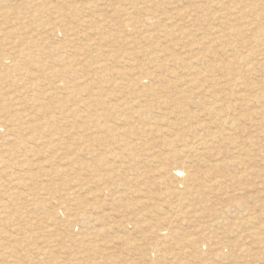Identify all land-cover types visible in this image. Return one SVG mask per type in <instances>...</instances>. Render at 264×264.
Segmentation results:
<instances>
[{
    "label": "rangeland",
    "instance_id": "374dc122",
    "mask_svg": "<svg viewBox=\"0 0 264 264\" xmlns=\"http://www.w3.org/2000/svg\"><path fill=\"white\" fill-rule=\"evenodd\" d=\"M218 1L0 0V264H264V46Z\"/></svg>",
    "mask_w": 264,
    "mask_h": 264
},
{
    "label": "bare ground",
    "instance_id": "6f19581e",
    "mask_svg": "<svg viewBox=\"0 0 264 264\" xmlns=\"http://www.w3.org/2000/svg\"><path fill=\"white\" fill-rule=\"evenodd\" d=\"M220 1V0H219ZM218 1V2H219ZM249 2L248 3H241V2H239V1H237V0H228V2H230V3H227V4H225V0H222V2L221 3H218V5H223V7L221 8L222 10L221 11H219V13H215L214 15H216V16H218V18H220V19H223V21L224 20H226V19H228V21H229V24H228V27H227V29L229 30V31H231V33L230 34H228L229 36H233V37H235V39H236V36L238 35V36H241L242 35V37L243 38H241L242 39V45H243V47H250L249 48V52L247 53V54H238L237 56H235V58L237 59V60H239V61H246V60H248V59H251V58H255L256 57V55L258 54V52H257V50H253V48L254 47H256V46H264V0H248ZM216 2V0H211V3H215ZM243 2V1H242ZM206 3H208V2H206ZM216 3V4H217ZM141 4V3H140ZM139 5V4H138ZM208 5V4H207ZM151 6V5H150ZM201 6V5H200ZM202 7V6H201ZM124 8V7H123ZM142 8V7H141ZM215 8V7H214ZM65 9V8H64ZM149 9V8H148ZM210 9V8H209ZM139 10V9H138ZM61 11H63L62 9H61ZM123 11V10H122ZM144 11V10H143ZM208 11V10H207ZM62 13V12H61ZM104 13V12H103ZM202 14V13H201ZM144 15V14H143ZM193 15V14H192ZM209 15V14H208ZM237 15L238 16H240V18H238L237 17ZM57 16V15H56ZM248 16H250V19H249V17ZM205 17V16H204ZM209 17V16H208ZM210 17H211V15H210ZM73 18V17H72ZM76 18V17H75ZM88 18V17H87ZM195 18V17H194ZM65 21V20H64ZM200 21V20H199ZM203 22H204V20H202ZM206 22V21H205ZM209 22V21H208ZM207 22V23H208ZM198 23H201V22H198ZM225 24V23H224ZM204 25H206L205 23H204ZM77 26V25H76ZM225 26V25H224ZM206 27H207V25H206ZM223 27V26H222ZM184 28V27H183ZM212 28H213V25H212ZM216 29V28H215ZM224 29V28H223ZM144 30V29H143ZM168 30V29H167ZM214 30V29H213ZM211 31V34H212V30H210ZM209 31V32H210ZM219 31V30H218ZM171 32V31H170ZM164 33V32H163ZM203 33H205V32H203ZM216 33V32H215ZM218 33V32H217ZM186 34V33H185ZM189 34V33H188ZM214 34V33H213ZM222 34V33H221ZM103 35V34H102ZM187 35V34H186ZM185 35V36H186ZM199 35V34H198ZM204 35V34H203ZM219 35V34H218ZM223 35V34H222ZM228 35L226 36V35H223V36H226L225 38H220L222 41H226V40H229V37H228ZM244 35H246V36H244ZM100 36V35H99ZM173 36V35H172ZM182 36H184V34L182 35ZM201 36V35H200ZM221 36V35H220ZM86 37V36H85ZM212 37V36H211ZM218 37V36H217ZM64 38V37H63ZM91 38V37H90ZM192 38V37H191ZM182 39H183V37H182ZM219 39V38H218ZM235 39H233V40H235ZM211 40V39H210ZM209 41V40H208ZM208 41H206V42H208ZM237 42V41H236ZM79 43V42H78ZM219 43V42H218ZM3 44V43H2ZM223 44V43H222ZM232 44V42L230 43V45ZM56 45V44H55ZM211 45H213V44H211ZM215 45V44H214ZM217 45V44H216ZM228 44H226V46H227ZM229 45V46H230ZM92 46V45H91ZM176 46V45H175ZM208 46V45H207ZM226 46L224 45L223 46V48L225 47L226 48ZM77 47V46H76ZM211 47V46H210ZM215 47V46H214ZM220 47H222V46H220ZM220 47H218V48H220ZM240 47V46H239ZM168 48V47H167ZM228 48V47H227ZM215 49H216V47H215ZM239 49V48H238ZM260 49V48H259ZM258 49V50H259ZM222 50V49H221ZM221 50H219V51H221ZM263 50V49H262ZM46 51V50H45ZM177 51V50H176ZM214 51V50H213ZM84 52H86V51H84ZM159 52V51H158ZM178 52V51H177ZM225 52V51H224ZM233 52V51H232ZM24 53V52H23ZM179 53V52H178ZM177 53V54H178ZM211 53H213V52H211ZM226 53V52H225ZM228 53V52H227ZM165 54V53H164ZM230 54V53H229ZM172 55V54H171ZM224 55V54H223ZM223 55H221V56H223ZM227 55V54H226ZM233 55V54H232ZM213 56H215V55H213ZM24 57V56H23ZM225 57V56H224ZM230 57H232L231 56V54H230ZM178 58H179V56H178ZM211 58H212V56H211ZM221 58V57H220ZM125 59V58H124ZM236 59H234V60H232V61H234V63L235 62H237L236 61ZM39 60V59H38ZM133 60V59H132ZM180 60V59H179ZM226 60V59H225ZM227 60H229V59H227ZM264 60V59H263ZM41 61V60H40ZM178 61V60H177ZM180 61H182V60H180ZM186 61V60H185ZM230 61V60H229ZM238 61V62H239ZM249 61H251V60H249ZM253 61H256V60H253ZM36 62V61H35ZM39 62V61H38ZM105 62V61H104ZM133 62V61H132ZM222 61H220V63H221ZM227 62V61H226ZM231 62V61H230ZM260 62V61H259ZM261 62L262 63H260L261 65H262V67L264 68V61H262L261 60ZM34 63V62H33ZM68 63V62H67ZM205 63V62H204ZM178 64V63H177ZM180 64V63H179ZM183 64H184V62H183ZM216 64H217V62H216ZM231 64V63H230ZM246 64H247V66H246ZM105 65V64H104ZM193 65V64H192ZM221 65V64H220ZM236 64H233L232 66H235ZM242 65V64H241ZM260 65V66H261ZM62 66V65H61ZM64 66V65H63ZM130 66V65H129ZM179 66V65H178ZM184 66V65H183ZM188 66V65H187ZM191 66V65H190ZM242 66H245V68H246V70H250L252 67L251 66H249L248 65V63H245L244 65H242ZM39 67V66H38ZM50 67V66H49ZM73 67V66H72ZM237 66H235V68H236ZM181 68V67H180ZM180 68H179V70H180ZM49 69V68H48ZM202 70V69H201ZM254 70V69H253ZM226 71V70H225ZM255 71V70H254ZM210 72H211V69H210ZM217 72V71H216ZM220 72V71H219ZM209 73V72H208ZM218 73V72H217ZM221 73V72H220ZM226 73H228V69H227V71H226ZM229 74V73H228ZM231 74V73H230ZM219 75V74H218ZM235 75V74H234ZM210 76V75H209ZM177 77H179V76H177ZM176 77V78H177ZM182 77V76H181ZM212 77V76H211ZM263 77V76H262ZM208 78V77H207ZM220 78V77H219ZM251 79V78H250ZM199 80H202V79H199ZM214 80V79H213ZM217 80V79H216ZM219 80V79H218ZM217 80V81H218ZM247 80V79H246ZM165 81V80H164ZM208 81V80H207ZM108 82V81H107ZM214 82V81H213ZM219 83V82H218ZM221 83V82H220ZM249 83V82H248ZM251 83V82H250ZM261 83V82H260ZM192 84V83H191ZM244 84V83H243ZM209 85V84H208ZM212 85V84H211ZM240 85V84H239ZM27 86V85H26ZM25 86V87H26ZM231 88V87H230ZM229 88V89H230ZM182 89V88H181ZM37 90V89H36ZM187 90V89H186ZM191 91H192V89H190ZM215 91V90H214ZM74 92V91H73ZM184 92V91H183ZM213 93V92H212ZM220 93V92H219ZM45 94V93H44ZM186 94V93H185ZM71 95V94H70ZM73 96V95H72ZM251 96V95H250ZM37 98V97H36ZM218 98V97H217ZM241 98V97H240ZM192 99V98H191ZM220 99V98H219ZM236 99V98H235ZM251 99V98H250ZM260 99V98H259ZM259 99H258V101H259ZM262 99H264L263 97H262ZM83 100V99H82ZM228 100V99H227ZM239 100V99H238ZM247 100V99H246ZM237 101V100H236ZM207 102V101H206ZM214 103L213 104H215V101H213ZM218 102H219V100H218ZM76 103V102H75ZM210 104V103H209ZM107 105V104H106ZM216 105V104H215ZM230 105H231V103H230ZM233 105V104H232ZM251 105V104H250ZM257 105V104H256ZM261 105V104H260ZM212 106V105H211ZM226 106V105H225ZM71 107H72V105H71ZM204 107H206V106H204ZM213 107V106H212ZM217 107V106H216ZM231 107H233V106H231ZM260 107V106H259ZM207 108V107H206ZM209 108V107H208ZM207 108V109H208ZM224 108V107H223ZM222 108V109H223ZM255 108V107H254ZM261 108V107H260ZM229 109V108H228ZM183 110V109H182ZM214 110H215V114L216 115H220V111L219 110H217L216 108H214ZM213 110V111H214ZM227 110V109H226ZM230 110H232V108L230 109ZM229 110V111H230ZM62 113V112H61ZM244 113V112H243ZM261 113V112H260ZM4 115V114H3ZM230 116V115H229ZM251 116V115H250ZM199 117V116H198ZM197 117V118H198ZM246 117V116H245ZM253 117V116H252ZM223 118V117H222ZM221 118V119H222ZM244 118V117H243ZM249 118H251V117H249ZM262 119V118H261ZM14 120V119H13ZM215 120V119H214ZM263 120H264V118L262 119V121L261 122H263ZM171 121V120H170ZM219 121V120H218ZM184 122V121H183ZM11 123H14V122H11ZM142 123H143V121H142ZM171 123V125H172V122H170ZM235 123V122H234ZM58 124V123H57ZM70 124V123H69ZM174 124V123H173ZM217 125V124H216ZM236 125V124H235ZM34 126V125H33ZM48 126V125H47ZM125 126V125H124ZM221 126V125H220ZM13 127V126H12ZM160 128V127H159ZM220 128V127H219ZM230 128V127H229ZM113 129V128H112ZM116 129V128H115ZM121 129V128H120ZM119 129V130H120ZM130 130V129H129ZM197 132V131H196ZM238 132V131H237ZM193 133V132H192ZM191 133V134H192ZM121 134V133H120ZM124 134V133H123ZM125 134H127L126 132H125ZM232 135V134H231ZM147 136V135H146ZM71 137V136H70ZM151 140V139H150ZM189 140V139H188ZM36 141V140H35ZM250 141V140H249ZM258 141V140H257ZM169 143L170 144H173L174 146H175V139H170L169 140ZM203 143V142H202ZM254 144V143H253ZM252 144V145H253ZM237 147V146H236ZM174 150V152H176V151H178L179 149L177 148V147H174V148H171V150ZM148 150V149H147ZM251 151V150H250ZM5 152V151H4ZM177 153V152H176ZM175 153V154H176ZM172 155H174V153L172 154ZM228 155V154H227ZM8 156V155H7ZM176 156V155H175ZM242 156V155H241ZM252 156V155H251ZM177 157V156H176ZM189 157V156H188ZM228 157V156H227ZM172 159V158H171ZM11 160L13 161V159L11 158ZM231 160V159H230ZM85 161V160H84ZM176 161V160H175ZM197 161V160H196ZM239 161H241V160H239ZM238 161V162H239ZM243 163V162H242ZM241 163V164H242ZM162 164V163H161ZM227 164V163H226ZM234 164V163H233ZM197 166V165H196ZM230 166V165H229ZM16 168V167H15ZM18 168V167H17ZM116 169V168H115ZM20 170H21V168H20ZM117 171V170H116ZM225 171H227V170H225ZM259 172V171H258ZM184 173V172H183ZM244 173V172H243ZM178 174V173H177ZM180 174V173H179ZM186 174V173H185ZM240 174V173H239ZM122 175V174H121ZM117 176V175H116ZM170 176V175H169ZM179 177V176H178ZM224 179V178H223ZM187 180V179H186ZM183 181V180H182ZM233 181H234V179H233ZM211 182L213 183V181L211 180ZM215 182V181H214ZM219 183V182H218ZM211 185H213V184H211ZM208 187V186H207ZM176 188V187H175ZM209 188V187H208ZM207 188V189H208ZM206 189V188H205ZM211 189V188H210ZM175 191V190H174ZM174 191H173V193H174ZM178 191V190H177ZM176 192V191H175ZM180 193V192H179ZM179 193H177V194H179ZM172 194V193H171ZM186 194V193H185ZM180 196V195H179ZM172 198V197H171ZM207 199V198H206ZM185 203V202H184ZM242 204V203H241ZM186 205V204H185ZM242 206V205H241ZM229 209V208H228ZM201 210V209H200ZM5 212V211H4ZM9 217V216H8ZM17 218V217H16ZM19 218V217H18ZM4 219V218H3ZM2 221V220H1ZM159 222V221H158ZM172 223V222H171ZM9 226V225H8ZM1 227H3V226H1ZM6 230V229H5ZM108 230V229H107ZM15 231V230H14ZM197 232V231H196ZM253 233V232H252ZM179 235V234H178ZM255 235V234H254ZM258 235V234H257ZM256 235V236H257ZM176 237V236H175ZM187 237V236H186ZM182 241V240H181ZM158 244V243H157ZM18 245V244H17ZM1 248V247H0ZM182 249V248H181ZM153 251V250H152ZM143 254V253H142ZM155 255V254H154ZM143 256V255H142ZM220 258V257H219ZM203 261V260H202ZM154 262V261H153ZM179 264V263H178Z\"/></svg>",
    "mask_w": 264,
    "mask_h": 264
}]
</instances>
